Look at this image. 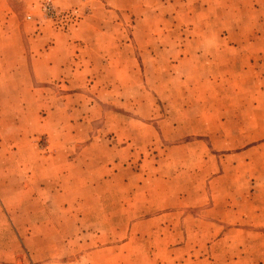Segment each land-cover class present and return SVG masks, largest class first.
<instances>
[{
  "label": "rangeland",
  "instance_id": "1",
  "mask_svg": "<svg viewBox=\"0 0 264 264\" xmlns=\"http://www.w3.org/2000/svg\"><path fill=\"white\" fill-rule=\"evenodd\" d=\"M33 41L56 78L23 77ZM244 86L264 89V0H0V264H264V235H228L244 180L228 108ZM87 146L124 147L122 174L99 182L122 183L125 211L170 219L151 255L84 239Z\"/></svg>",
  "mask_w": 264,
  "mask_h": 264
},
{
  "label": "crops",
  "instance_id": "2",
  "mask_svg": "<svg viewBox=\"0 0 264 264\" xmlns=\"http://www.w3.org/2000/svg\"><path fill=\"white\" fill-rule=\"evenodd\" d=\"M56 1L60 7H65L69 0ZM34 43L35 41H33V45H31L30 60L28 61L27 57H25L20 63L25 73L23 77L26 78V80L35 79L36 81L56 78L55 70H58L59 66L52 56L50 57L49 55V57L43 58L42 53L39 52L40 50L34 49ZM63 46L66 49L64 50V52H66V60H68V53L71 48L70 43L67 42L66 45ZM49 54H51V52H49ZM238 73H241L240 70L236 71L234 67L232 68V72H230L232 75ZM60 76L61 75H59V77ZM236 94V108L235 106H233L232 109L231 107L228 108V124L229 127L242 129L241 135L237 132L238 142L241 146L227 152L228 160H232V162L228 163V166L233 169L237 167L238 170L242 171L244 180L241 184L236 186V190L235 187H233V191L238 193L237 198H240V201L237 209H234V207L232 209L234 215H236L235 219L232 221L228 220L229 224H233L232 229L228 228V235L232 233L233 237H235L236 233H242L243 236H247L249 229L251 231L250 234L253 235L255 233L257 236H262L264 232L258 229L256 231L255 228H259L260 224H264V222H260V218L264 217V206H261L259 203L262 199L260 193L264 192V180L261 177V171L264 169V135H262L263 137L252 139L251 129L264 128V109L260 108L262 105L261 102H264V89L254 88L247 90L244 86L242 92L240 89ZM233 101L235 100L233 99ZM80 123L83 124L84 122ZM71 126L74 127V123H71ZM91 148V146H87L78 154V158L84 161V164L81 166L83 171L82 175H88L89 182L84 185L76 184L75 186V190L82 193L80 200V205H82L81 231L84 239L116 243L114 246L110 247L116 251L118 249V251L122 253L124 249L129 248L130 251H128V254L151 255L153 251L150 241L155 239L161 227L165 230V227H167L165 225L171 223L170 219L164 216H146L138 213L137 208V211L136 209L125 211L124 209H126V206L123 204L122 199V183L112 186L99 182L103 181L108 174H111L107 171L108 165L110 164L115 165V169L112 172L115 177L122 174L121 168H117L116 165L120 163L118 156L121 157L124 147L119 150V153L116 151L111 160L101 155L91 154ZM86 153H88V155H86ZM52 155L53 153L50 154V156ZM84 156L88 159H83L82 157ZM61 174L63 177L68 175L67 173L64 174L63 171ZM247 177H249V181L251 182H246ZM112 188L115 193H118V197L116 194L115 199L112 200V208L114 211L106 214L102 211L104 208L102 193L110 192ZM251 193L254 194L252 195ZM252 199L257 202H252ZM248 200L250 202V207H248ZM249 224L252 226L257 224L258 227L247 228L248 226L246 225ZM235 225H238V227ZM137 241H146V243L137 245Z\"/></svg>",
  "mask_w": 264,
  "mask_h": 264
}]
</instances>
